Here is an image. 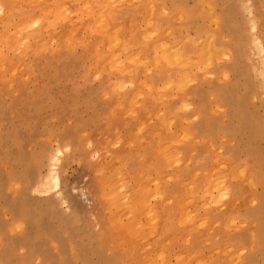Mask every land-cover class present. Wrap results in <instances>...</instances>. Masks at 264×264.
<instances>
[{
    "label": "bare ground",
    "instance_id": "obj_1",
    "mask_svg": "<svg viewBox=\"0 0 264 264\" xmlns=\"http://www.w3.org/2000/svg\"><path fill=\"white\" fill-rule=\"evenodd\" d=\"M125 1L0 0L22 14L4 41L8 47L15 50L27 41L46 46L48 28L57 27L59 30L51 33L57 42L63 45L73 42L93 53L92 65L88 67L90 76L94 77V71H98L104 79L103 74L111 69L114 88L108 90L109 97L124 108L121 116L110 114L111 122L123 119L129 110L138 112L130 130L131 134L139 131L134 143L138 149L142 148V154L136 158L140 166L129 175L135 179L134 183L121 175L118 165L117 168L100 162L93 165L94 192L100 201L94 212L100 214L105 229L113 230L110 237L105 231L106 245L123 248L127 244L124 258L131 264H168L171 256L175 258L172 264H205L204 261L260 264L264 257V195L255 187L257 182L264 186V157L257 154L255 136L263 130L251 117L231 119L229 128L236 133L240 128L248 130L245 151L257 159V172L245 173V167L233 164L227 174L221 175L217 157L211 152L213 134L216 136L214 132L221 126L216 123L214 128L210 127L211 121L206 123L201 118L199 108L198 118L190 124L189 110L199 88L188 90V87L207 79L206 73L212 71L215 63L241 50L235 37L246 38L243 49L254 57L255 66L264 73V0H251L254 4L251 21L240 27L236 23L239 14L236 4L231 8L237 0H135L138 6L126 7ZM217 5L221 7L219 10L215 9ZM148 24L155 27L149 34ZM215 36L221 37L219 41L214 40ZM222 37L229 38V46H224ZM211 45L216 47L212 53ZM86 50L83 49L84 54ZM3 55L0 50V76L7 69ZM228 63L229 69L237 68L236 63ZM4 79L0 77V97L6 92ZM132 80H142L146 91L141 81L127 86ZM220 90L222 95L221 92L216 95L224 97L229 91L234 93V85ZM7 95L15 97L10 91ZM156 102L160 105L154 107ZM197 136L202 141L194 148L193 139ZM60 151L58 148L52 158L49 174L41 179L43 185L50 181L53 187L60 184L55 170ZM180 151L192 164H178ZM83 156H90L89 149ZM146 168L149 171L145 172ZM170 170L175 171L173 177ZM152 182L155 187L151 188ZM151 198L159 200L154 202ZM240 200L244 208L236 214L233 203ZM238 215L245 223L243 228L237 223ZM147 241H151L150 245ZM174 246L178 250L172 253ZM195 248L199 256L194 258L189 250Z\"/></svg>",
    "mask_w": 264,
    "mask_h": 264
},
{
    "label": "rangeland",
    "instance_id": "obj_2",
    "mask_svg": "<svg viewBox=\"0 0 264 264\" xmlns=\"http://www.w3.org/2000/svg\"><path fill=\"white\" fill-rule=\"evenodd\" d=\"M245 1L237 0L231 4V8L236 4L239 10L236 11L239 13L236 16L239 27L249 24L252 17L254 4L251 0ZM218 8L220 5L215 7L216 10ZM21 17V13L0 2V50L4 52V63H7V69L0 76L5 77L6 84V92L3 91L0 97V264H131L124 258L127 244L125 248H115L105 243V231L108 230L110 237L113 230L105 229L100 214L94 212L100 207V201L94 192L93 165L100 162L108 167L119 166L121 175L130 184L134 183L135 179L129 175L140 166L136 158L142 154V148L138 149L134 143L139 131L131 134L130 130L138 112L129 110L123 119L111 122L110 114L121 116L124 111L123 106L109 97L108 90L114 88L111 69L108 74H103L104 79L98 71H94V77L90 76L88 67L92 65L90 57L93 53L73 42L71 45L57 42L51 35L59 30L57 27L48 28L50 35L46 38V46L38 41H27L26 45L15 50L8 47L4 41ZM36 26L39 28L41 25L37 22ZM147 28L149 34L155 27L148 24ZM220 38L215 36L214 40L219 41ZM222 38L224 46H229V38ZM235 38L241 50L215 63L212 71L206 73L207 79L188 87V90L199 88L197 99L193 100L189 110V121L194 123L201 113L206 123L211 121L210 127L220 124L223 132L221 128L215 130L211 152L217 157L221 175L227 174L233 164L245 167V173L255 175L257 159L245 151L249 141L246 139L248 130L240 128L236 133L229 125L234 116L255 120L263 130L255 136L256 150L264 157V73L255 66L254 57L243 49L246 38ZM215 50L216 47L211 45V53ZM226 61L236 63L237 68L229 69ZM87 68L89 72L85 74ZM138 81L146 91L142 80H132L126 85ZM100 83L109 85L105 88ZM229 83L234 85V93L229 91L224 97L216 95L218 92L222 95L220 88L229 89ZM9 91L15 97L7 95ZM155 104L154 107L160 105L159 102ZM197 109L199 114H196ZM106 140H113V143L108 144ZM200 140L201 136L193 139L194 148L201 145ZM58 148L61 151L55 170L60 184L53 187L50 181L52 185L48 183L45 186L41 179L49 174ZM87 149L90 156H83ZM183 153L180 151L178 164L185 165L186 162L189 166L192 162L186 161ZM174 172L170 170L169 175L173 177ZM150 187H155L153 182ZM255 188L264 195L261 182H257ZM158 196L154 195V198ZM233 204L236 214L244 208L241 200ZM237 223L242 228L245 226L240 215ZM147 242L150 245L151 241ZM172 249V253L178 250L175 246ZM197 251V248L189 250L194 258L199 256ZM263 260L261 257L260 264ZM174 261V256H171L168 264Z\"/></svg>",
    "mask_w": 264,
    "mask_h": 264
},
{
    "label": "crops",
    "instance_id": "obj_3",
    "mask_svg": "<svg viewBox=\"0 0 264 264\" xmlns=\"http://www.w3.org/2000/svg\"><path fill=\"white\" fill-rule=\"evenodd\" d=\"M135 1V0H134ZM131 4H135L136 6H138V1H135V2H131V0H126L125 2H124V6L126 7L127 5H131ZM124 7V8H125ZM131 10V9H130ZM136 10H139V8L138 7H136ZM114 18L115 19H117L116 18V15L114 14ZM118 20V19H117ZM114 22H116L115 20H114ZM117 22H119V23H122V24H127V25H130L129 23H126V22H124V21H117Z\"/></svg>",
    "mask_w": 264,
    "mask_h": 264
}]
</instances>
